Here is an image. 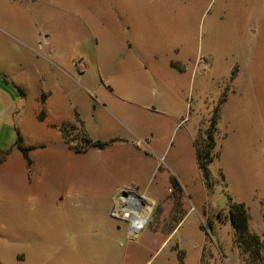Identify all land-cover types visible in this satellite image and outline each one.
Here are the masks:
<instances>
[{
    "label": "rangeland",
    "instance_id": "374dc122",
    "mask_svg": "<svg viewBox=\"0 0 264 264\" xmlns=\"http://www.w3.org/2000/svg\"><path fill=\"white\" fill-rule=\"evenodd\" d=\"M122 3L146 11L121 23L126 37L150 42L154 75L135 81L156 109L138 114L132 134L93 99L114 79L94 69L74 79V106L101 116L89 123L104 135L93 140L106 144L76 152L43 125L41 142L29 140L38 146L29 150L31 165L0 168V264H250L229 210L245 204L264 243V0ZM216 110L206 178L196 146ZM73 124L68 138L85 145ZM131 192L154 207L133 232L131 218L113 214Z\"/></svg>",
    "mask_w": 264,
    "mask_h": 264
},
{
    "label": "crops",
    "instance_id": "0c3cea01",
    "mask_svg": "<svg viewBox=\"0 0 264 264\" xmlns=\"http://www.w3.org/2000/svg\"><path fill=\"white\" fill-rule=\"evenodd\" d=\"M139 13L146 11L118 5L117 0H0V157L8 151L0 168L24 172L32 159L29 155V164L16 141L21 137L30 150L37 148L29 140L41 142L38 128L43 125L60 132L64 140L60 129L64 122L79 123L84 136L104 137L89 123L96 111L92 115L87 107L75 108L71 99L73 80L88 69L115 80L100 86L101 99H93L129 129L128 125L135 129L140 112L156 109L146 88L135 81L154 75L149 67L154 60L147 51L150 42L126 37L121 23V16L135 21ZM126 26L130 32L131 25ZM140 28L147 31L146 24ZM79 57L85 60L82 68L75 64Z\"/></svg>",
    "mask_w": 264,
    "mask_h": 264
},
{
    "label": "trees",
    "instance_id": "16d2710c",
    "mask_svg": "<svg viewBox=\"0 0 264 264\" xmlns=\"http://www.w3.org/2000/svg\"><path fill=\"white\" fill-rule=\"evenodd\" d=\"M219 119L220 114L218 110H216L211 119L212 122L210 124V127L207 129L206 135L203 136V139L196 146L197 159L206 178L211 175L209 163L214 159L212 155V150L214 149V147H216V134L218 131ZM71 126H74V124L71 122H64L63 124H61L60 129L67 144H69L70 147L76 152L85 151L93 146L102 147L106 144L101 140H93L92 138L88 137V135L85 133V145H73L71 143V140L68 138L67 134V128ZM16 145L23 151L27 162L30 164L31 159L29 157V150L31 148L23 144L21 137L17 139ZM7 154L8 151L2 152L0 161L6 159ZM229 216L236 230V242L238 243L242 251H244L245 253H250V264H264V254L262 252L264 243L259 234L254 233L250 230V215L245 204L232 202V205L229 210Z\"/></svg>",
    "mask_w": 264,
    "mask_h": 264
},
{
    "label": "bare ground",
    "instance_id": "6f19581e",
    "mask_svg": "<svg viewBox=\"0 0 264 264\" xmlns=\"http://www.w3.org/2000/svg\"><path fill=\"white\" fill-rule=\"evenodd\" d=\"M118 210L124 211V217H132V228L134 229L147 222L154 207L151 203L146 204L143 196L132 193L127 198L122 197L121 202H118Z\"/></svg>",
    "mask_w": 264,
    "mask_h": 264
},
{
    "label": "built area",
    "instance_id": "2783aa9c",
    "mask_svg": "<svg viewBox=\"0 0 264 264\" xmlns=\"http://www.w3.org/2000/svg\"><path fill=\"white\" fill-rule=\"evenodd\" d=\"M75 64H76V66L78 67V68H82V67H84V65H85V60H84V58H82V57H79V58H77L76 60H75ZM146 202V201H145ZM148 202H146V204H147ZM123 212V217H124V211H122ZM113 214L114 215H116V216H120L121 215V212L119 211V210H114L113 211ZM124 218H131V228H132V224H133V222H132V217H124ZM149 219V218H148ZM148 221V220H147ZM147 223V222H146ZM145 225H143V226H141V227H138V228H132V232L133 231H135V230H138V229H140V228H142V227H144Z\"/></svg>",
    "mask_w": 264,
    "mask_h": 264
},
{
    "label": "water",
    "instance_id": "95a60500",
    "mask_svg": "<svg viewBox=\"0 0 264 264\" xmlns=\"http://www.w3.org/2000/svg\"><path fill=\"white\" fill-rule=\"evenodd\" d=\"M125 196H127V193H125Z\"/></svg>",
    "mask_w": 264,
    "mask_h": 264
}]
</instances>
